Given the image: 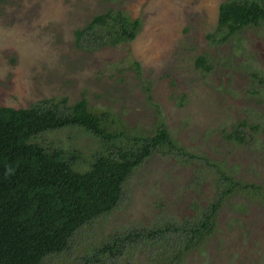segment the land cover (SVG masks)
Segmentation results:
<instances>
[{
    "label": "rangeland",
    "instance_id": "rangeland-1",
    "mask_svg": "<svg viewBox=\"0 0 264 264\" xmlns=\"http://www.w3.org/2000/svg\"><path fill=\"white\" fill-rule=\"evenodd\" d=\"M224 1L0 0V106L26 109L63 99L70 106L85 98L95 111L116 115L126 131L148 133L162 121L181 147L261 186L264 85L253 83L250 71L264 68V22L242 33L240 40L210 42L207 35L214 31ZM108 10L141 20L135 40L115 48L77 49L73 33ZM200 55L212 64L209 73L195 69ZM242 122L244 142L227 141ZM35 138L82 158L99 147L79 128L46 131L31 140ZM78 168L86 169L83 164ZM192 178L191 168L171 156L153 155L132 175L119 209L86 229L65 260L55 256L43 264H72V258L80 259L81 250L97 240L93 233L128 226L148 229L160 216L177 224L192 221L196 213L191 203L202 207L214 197L208 176L200 193L188 187ZM227 200L218 211L213 236L180 264H264V200L241 195ZM125 258L116 264H163L154 251Z\"/></svg>",
    "mask_w": 264,
    "mask_h": 264
},
{
    "label": "trees",
    "instance_id": "trees-1",
    "mask_svg": "<svg viewBox=\"0 0 264 264\" xmlns=\"http://www.w3.org/2000/svg\"><path fill=\"white\" fill-rule=\"evenodd\" d=\"M262 22L264 0H227L219 5L216 27L207 39L216 45L234 41ZM141 27L140 19L108 10L73 33L74 45L79 50H88L89 45L115 48L135 40ZM133 67L139 75V64ZM194 67L209 73L212 64L200 55ZM250 73L253 83L264 85V68ZM66 128H79L99 147L82 158L40 142L38 137L31 140L40 133ZM244 128V122L240 123L226 140L243 143ZM250 128L257 130L255 125ZM153 155L171 156L180 166L191 168L193 184L188 187L195 192L200 193V184L208 176L214 197L202 207L191 203L196 213L192 221L182 219L177 224L160 216L148 229L128 226L93 233L97 240L81 250L80 259L72 258V264L79 260L82 264H116L144 250L159 252L163 264H180L213 236L218 211L228 198L241 195L264 200V183H245L222 163L181 147L162 121L148 133L126 131L116 115L95 111L85 98L70 106L66 99L44 100L26 109L0 106V264H43L55 256L65 260L86 229L123 205L124 188ZM79 164L86 169L80 170ZM173 240L176 244H171ZM170 247L172 254L168 255Z\"/></svg>",
    "mask_w": 264,
    "mask_h": 264
},
{
    "label": "clouds",
    "instance_id": "clouds-1",
    "mask_svg": "<svg viewBox=\"0 0 264 264\" xmlns=\"http://www.w3.org/2000/svg\"><path fill=\"white\" fill-rule=\"evenodd\" d=\"M66 129H68V128H66Z\"/></svg>",
    "mask_w": 264,
    "mask_h": 264
}]
</instances>
